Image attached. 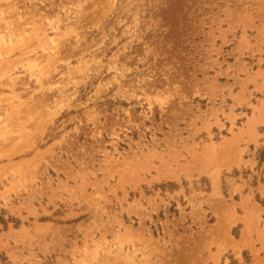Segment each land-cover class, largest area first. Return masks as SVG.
I'll use <instances>...</instances> for the list:
<instances>
[{"label": "rangeland", "instance_id": "374dc122", "mask_svg": "<svg viewBox=\"0 0 264 264\" xmlns=\"http://www.w3.org/2000/svg\"><path fill=\"white\" fill-rule=\"evenodd\" d=\"M232 260L264 264V0H0V264Z\"/></svg>", "mask_w": 264, "mask_h": 264}, {"label": "bare ground", "instance_id": "6f19581e", "mask_svg": "<svg viewBox=\"0 0 264 264\" xmlns=\"http://www.w3.org/2000/svg\"><path fill=\"white\" fill-rule=\"evenodd\" d=\"M8 1H9V0H8ZM12 1H13V0H12ZM9 3H10V2H9ZM11 4H12V3H11ZM13 6H14V5H13ZM14 7H15V6H14ZM14 7H12V8H14ZM15 10H16V8H15ZM13 12H14V11H13ZM21 18H22V17H21ZM248 123H249V122H248ZM234 144H235V143H234ZM234 148H235V147H234ZM224 149H225V148H224ZM224 149H223V150H224ZM223 150H222V152H224ZM233 150H235V149H233ZM227 151L229 152V149H228ZM225 153H226V152H225ZM226 154H227V153H226ZM226 159H227V158H226ZM224 164H225V163H224ZM219 218H220V216H219ZM217 220H218V219H217Z\"/></svg>", "mask_w": 264, "mask_h": 264}, {"label": "trees", "instance_id": "16d2710c", "mask_svg": "<svg viewBox=\"0 0 264 264\" xmlns=\"http://www.w3.org/2000/svg\"><path fill=\"white\" fill-rule=\"evenodd\" d=\"M231 264H236L235 261L232 260Z\"/></svg>", "mask_w": 264, "mask_h": 264}]
</instances>
